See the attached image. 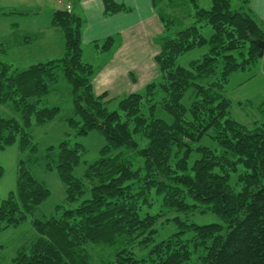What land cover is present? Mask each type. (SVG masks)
<instances>
[{
    "label": "trees",
    "instance_id": "1",
    "mask_svg": "<svg viewBox=\"0 0 264 264\" xmlns=\"http://www.w3.org/2000/svg\"><path fill=\"white\" fill-rule=\"evenodd\" d=\"M162 1L153 0L154 7ZM192 1L196 11L190 25H176L159 9L164 31L155 61L160 77L144 92L123 96L119 110H110L108 94L94 89V66L83 60L85 20L71 6L52 14L64 37L62 58L22 68L0 60V104L11 102L21 115H0V154L17 143L21 150L36 148L28 128L59 114V107L41 105L59 68L72 86L70 125L77 135L99 129L107 141L81 178L73 171L83 146L68 139L60 143L56 167L67 186L66 203L45 219H30V213L51 192L20 160L17 187L0 203V232L30 219L38 235L11 264H264V123L249 127L229 117L232 101L223 92L231 72L261 58L263 22L250 0H239L237 7L233 0H212L209 9ZM104 5L105 15L130 10L115 0ZM207 25L213 29L209 38L203 34ZM204 46L207 51L188 67L178 63L185 52ZM0 50L7 51L2 41ZM190 87L195 98L187 109L182 99ZM158 93L172 123L154 115ZM142 136L148 139L145 146ZM194 152L200 156L193 158ZM135 155L144 159L138 168ZM233 174H238V190ZM3 175L0 160V179ZM153 194L162 195L171 210L196 206L189 198L204 203L202 211L221 221H179V231L158 240L162 214L147 210ZM190 229L194 234L185 237ZM103 247H113L115 254L105 260Z\"/></svg>",
    "mask_w": 264,
    "mask_h": 264
},
{
    "label": "rangeland",
    "instance_id": "2",
    "mask_svg": "<svg viewBox=\"0 0 264 264\" xmlns=\"http://www.w3.org/2000/svg\"><path fill=\"white\" fill-rule=\"evenodd\" d=\"M43 6L35 8L36 4L25 3L17 9L4 6L0 12V41L4 43L6 52L0 50V60L11 64L13 67H28L39 62H46L52 59H59L64 56L65 42L62 30L55 28L52 24L53 9L62 7L58 0H42ZM199 7L209 9L212 0H197ZM237 0H233V7H237ZM128 7V6H127ZM127 12L131 21L147 15L146 12L137 13L132 7ZM165 15L173 17L176 25H190L194 21L196 11L192 0H163L159 9ZM155 20V17L153 18ZM173 20V21H174ZM152 21V20H150ZM93 31V30H91ZM146 29L144 32H148ZM104 32L94 31L93 38L83 40V60L94 66L95 71L99 69L108 59L116 54L121 48L122 54L126 55L125 60L129 65L136 64L137 85H132L129 76H120L114 80L109 93L111 98L108 102L110 110H119L120 99L127 95L131 87H137L133 92H144L147 85L153 81H158L160 77L159 67L154 61L153 65L149 59L154 48H158L157 39L153 42L147 35L141 39L123 43L122 32L115 29L109 36ZM213 33L210 25L203 28V34L209 38ZM102 35V36H100ZM160 36V35H159ZM158 36V37H159ZM120 44H122L121 47ZM158 45V46H157ZM119 47V48H118ZM154 47V48H153ZM159 49V48H158ZM207 51V46L197 47L182 54L178 63L188 67L191 61L199 59ZM146 61V62H145ZM146 63V71L141 73V66ZM58 78L50 82V91L43 96V106H57L60 112L57 117L45 124H33L28 128L30 137L36 148L21 150L19 144L8 146L0 154L1 164L4 167V175L0 179V203L8 197L10 192L15 191L20 168V160H24L28 169L35 177L43 182L50 190V196L40 203L30 213V219H45L52 216L58 206L66 203L67 186L61 179L57 170L58 151L60 143L66 139L71 144L80 143L83 146L81 162L74 168L76 177H83L88 164L95 162L100 157V151L106 144V138L99 129H93L87 134L77 135L76 130L69 123V118L75 117L72 86L64 76L61 68L57 71ZM129 80V81H128ZM223 92L231 99L232 104L228 116L235 119L241 125L255 127L264 123V56L256 63L245 69H237L230 73ZM163 94L158 93L155 98L154 115L165 121L172 123L174 118L167 112L160 101ZM195 98V92L190 87L183 96L182 103L189 109ZM143 111L150 113L149 106H145ZM0 115L4 117H14L21 119L20 113L15 111L11 102L0 104ZM138 138L141 134L136 135ZM205 142H207L205 140ZM148 139L142 136L141 145L145 146ZM200 154H193V158ZM144 164V159L140 155L133 157V166L138 168ZM238 174L232 175L231 183L236 188ZM233 187V189H234ZM240 188L237 187L235 190ZM153 204L147 208L152 213H161L156 227L158 229L157 239L166 238L173 232L179 231L181 226L179 221L195 224H205L209 222H220L221 219L212 212H204V203L191 198L190 203L196 204L193 208L183 211L171 210L162 202V195L153 194L151 196ZM73 206H76L74 203ZM170 219L165 221V219ZM27 220L17 227H10L0 232V264H11L12 259L18 251L35 239L38 235L31 221ZM194 230L185 232V237H191ZM104 248V247H103ZM104 259H110L115 254L113 247L102 249Z\"/></svg>",
    "mask_w": 264,
    "mask_h": 264
},
{
    "label": "crops",
    "instance_id": "3",
    "mask_svg": "<svg viewBox=\"0 0 264 264\" xmlns=\"http://www.w3.org/2000/svg\"><path fill=\"white\" fill-rule=\"evenodd\" d=\"M58 1L60 3V0ZM115 1L118 3H123L128 7H132L134 10L138 11V14L146 12L147 15H144L143 17L141 15L140 17L136 18V20L131 22L128 19L127 12L121 11L112 15H105L104 0H62V3H60L62 4V7H58L56 9L65 8L69 4L72 10L76 11L77 14L82 16V18L85 20L82 35L83 40L85 38L88 40L93 38L94 31L104 32L102 34H107L110 36L112 32L115 31V29H118L120 32H122L123 43L129 42L131 39L135 41V38L141 39V41L145 43V40L142 39L143 36L147 35L153 42L156 38H158L159 35L163 33L164 26L158 13L156 12L153 0ZM25 3H31V5L36 4L35 8L37 9H40L43 6L42 0H0V12L4 6L17 9L19 6H23ZM237 3L239 4V0H237ZM250 5L252 6L253 11L258 16V18L263 22L264 26V0H250ZM56 9H53V11ZM154 17L155 20H153ZM146 29L149 31L145 33L144 30ZM121 46L122 44H120L119 47ZM122 48L123 47H121L114 56L108 59L99 69H97V72L95 71L93 84L97 94L106 92L108 97L111 98L109 90L115 79L120 76H129L132 85L134 86L137 85V77L142 76L140 73L139 75L135 74L136 64L129 65L125 62L123 58H125L126 55L120 52ZM158 48H154L149 56V59L147 60H150L152 64L155 61V55L159 51ZM153 57L154 61L152 60ZM145 62L141 66L142 74L146 71ZM136 89L137 87H131L129 93Z\"/></svg>",
    "mask_w": 264,
    "mask_h": 264
},
{
    "label": "water",
    "instance_id": "4",
    "mask_svg": "<svg viewBox=\"0 0 264 264\" xmlns=\"http://www.w3.org/2000/svg\"><path fill=\"white\" fill-rule=\"evenodd\" d=\"M259 44L261 46V51L259 53V57H263L264 56V41H260Z\"/></svg>",
    "mask_w": 264,
    "mask_h": 264
},
{
    "label": "built area",
    "instance_id": "5",
    "mask_svg": "<svg viewBox=\"0 0 264 264\" xmlns=\"http://www.w3.org/2000/svg\"><path fill=\"white\" fill-rule=\"evenodd\" d=\"M69 7V6H68Z\"/></svg>",
    "mask_w": 264,
    "mask_h": 264
}]
</instances>
